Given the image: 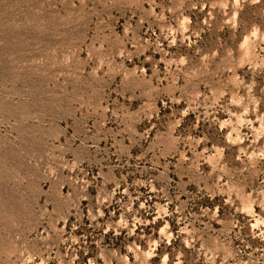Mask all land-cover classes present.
Returning <instances> with one entry per match:
<instances>
[{
    "label": "rangeland",
    "instance_id": "1",
    "mask_svg": "<svg viewBox=\"0 0 264 264\" xmlns=\"http://www.w3.org/2000/svg\"><path fill=\"white\" fill-rule=\"evenodd\" d=\"M0 264H264V0H0Z\"/></svg>",
    "mask_w": 264,
    "mask_h": 264
}]
</instances>
